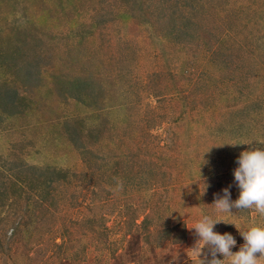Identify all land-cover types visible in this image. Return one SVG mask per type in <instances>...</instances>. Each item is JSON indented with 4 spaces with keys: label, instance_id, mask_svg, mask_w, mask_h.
Listing matches in <instances>:
<instances>
[{
    "label": "rangeland",
    "instance_id": "obj_1",
    "mask_svg": "<svg viewBox=\"0 0 264 264\" xmlns=\"http://www.w3.org/2000/svg\"><path fill=\"white\" fill-rule=\"evenodd\" d=\"M257 147L264 0H0V264H200Z\"/></svg>",
    "mask_w": 264,
    "mask_h": 264
},
{
    "label": "clouds",
    "instance_id": "obj_2",
    "mask_svg": "<svg viewBox=\"0 0 264 264\" xmlns=\"http://www.w3.org/2000/svg\"><path fill=\"white\" fill-rule=\"evenodd\" d=\"M236 163L232 174L239 190L237 198L232 199L230 187L223 188L210 204L213 211L202 213L194 224L187 226L194 229L197 238L196 256L203 257L199 259L200 264H224L226 260L228 264H261L264 258V226L257 225L239 231L244 243L235 252L232 251L237 244L235 237L229 232L220 233L215 230L218 223H226L220 214H233V209H253L264 215V148L242 151Z\"/></svg>",
    "mask_w": 264,
    "mask_h": 264
}]
</instances>
